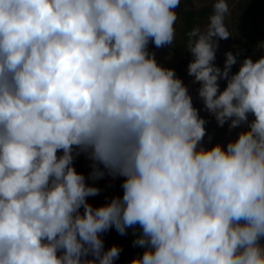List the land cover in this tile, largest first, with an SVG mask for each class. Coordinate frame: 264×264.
Segmentation results:
<instances>
[{
    "label": "clouds",
    "instance_id": "9594fccd",
    "mask_svg": "<svg viewBox=\"0 0 264 264\" xmlns=\"http://www.w3.org/2000/svg\"><path fill=\"white\" fill-rule=\"evenodd\" d=\"M180 5L0 0V264H116L113 228L143 249L128 264H264V55L216 65L229 0L187 32L203 110L241 129L204 147L188 86L149 49L174 46ZM105 176L123 194L93 206Z\"/></svg>",
    "mask_w": 264,
    "mask_h": 264
},
{
    "label": "trees",
    "instance_id": "16d2710c",
    "mask_svg": "<svg viewBox=\"0 0 264 264\" xmlns=\"http://www.w3.org/2000/svg\"><path fill=\"white\" fill-rule=\"evenodd\" d=\"M181 27H180V39L181 44L178 48L177 59L174 65L170 68H174L178 77L182 78L183 72L185 71L188 60L191 55L187 52V32L193 27L199 25L201 26L202 21H204L208 16L212 14V4L207 7H202L199 9L195 8L194 0H182L181 2ZM236 10L242 15V18L246 22V31L242 34L235 43L234 54L239 52L237 57L238 63L233 66L232 71L236 72L239 67V62L245 57L251 54L252 49L264 41V0H241L236 4ZM264 55L261 53L259 56ZM258 56V57H259ZM257 57V58H258ZM227 124V123H226ZM226 124L223 127L217 125L214 117L212 116L211 121L207 128L206 139L204 147H211L217 142H220L222 135L225 131ZM91 161L86 158L84 154H81L74 160V167L80 173H83L85 177H88ZM123 178H118V196H122L123 189L121 184ZM87 183L95 184V186L101 189L100 194L94 197H89V203L93 206L98 202L101 197L104 188V178L92 181L87 180ZM131 229H129L128 234L123 236V241L121 244L122 252L119 260L116 264H128L135 256L141 255L143 249L133 246V235Z\"/></svg>",
    "mask_w": 264,
    "mask_h": 264
},
{
    "label": "rangeland",
    "instance_id": "374dc122",
    "mask_svg": "<svg viewBox=\"0 0 264 264\" xmlns=\"http://www.w3.org/2000/svg\"><path fill=\"white\" fill-rule=\"evenodd\" d=\"M241 1V0H229V9H230V14L226 17L225 23L231 33V37L227 40H221L219 41V48L216 53V65L220 66L221 68L223 67L225 56L224 53L227 51H232L234 53L235 50V43L237 39L244 34L246 31V22L242 18V15L236 10V4ZM182 2V0H181ZM213 0H194V5L196 9L202 8V7H207L210 4H212ZM178 13V20L176 22V39L174 42V46L172 47H165V48H160L157 49L154 47V45H149V49L151 52H154L155 58L159 64H161L164 67H172L177 59V52L178 48L181 44V39H180V27H181V6H179L176 9ZM209 18V16H208ZM208 18H206L204 21L201 23V28H203L207 23H208ZM258 45V44H257ZM257 45L252 49L251 54L248 55V57H251L253 60L257 59V57L261 54L264 53V50H261L257 47ZM192 59V57L189 58V61ZM184 83L188 86L189 92L192 96L193 100V105L197 108L200 109V116L203 117L207 123L205 124L206 128V133H207V128L208 125L211 121L212 115L209 114L207 111L203 110V104L201 99L198 96L197 90L199 88L198 83H193V78L190 77L187 74V67L185 71L183 72L182 78H181ZM225 81H220V88L223 89L225 87ZM249 119L251 120L252 117L250 116ZM241 129H232L230 130L228 127V124H226L225 131L222 135V138L219 143L223 144L226 146L227 142L230 139H235ZM206 136L203 141V146L205 143ZM119 178V177H118ZM118 178L113 179L112 177L105 176L104 177V188L103 192L101 194L100 199L94 206H99L107 202L110 198L113 196H118ZM102 238L104 240L105 248H109L112 245H118L121 247L122 241H123V236L119 235L116 230L113 228L109 230L106 233L102 234ZM119 260V259H118ZM117 263V262H116Z\"/></svg>",
    "mask_w": 264,
    "mask_h": 264
}]
</instances>
